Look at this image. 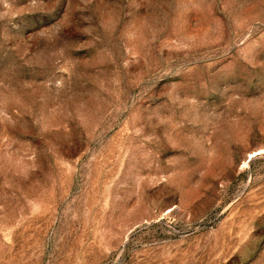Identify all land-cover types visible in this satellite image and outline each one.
<instances>
[{
  "label": "rangeland",
  "instance_id": "obj_1",
  "mask_svg": "<svg viewBox=\"0 0 264 264\" xmlns=\"http://www.w3.org/2000/svg\"><path fill=\"white\" fill-rule=\"evenodd\" d=\"M0 264H264V0H0Z\"/></svg>",
  "mask_w": 264,
  "mask_h": 264
}]
</instances>
